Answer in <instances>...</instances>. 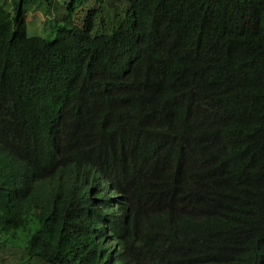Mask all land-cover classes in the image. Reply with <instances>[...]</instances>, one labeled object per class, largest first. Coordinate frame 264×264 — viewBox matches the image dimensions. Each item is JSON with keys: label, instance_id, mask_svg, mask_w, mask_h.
<instances>
[{"label": "trees", "instance_id": "trees-1", "mask_svg": "<svg viewBox=\"0 0 264 264\" xmlns=\"http://www.w3.org/2000/svg\"><path fill=\"white\" fill-rule=\"evenodd\" d=\"M123 1L52 38L0 2L2 243L45 264H264V0Z\"/></svg>", "mask_w": 264, "mask_h": 264}, {"label": "rangeland", "instance_id": "rangeland-1", "mask_svg": "<svg viewBox=\"0 0 264 264\" xmlns=\"http://www.w3.org/2000/svg\"><path fill=\"white\" fill-rule=\"evenodd\" d=\"M16 1L0 0L9 11H13ZM70 2L71 0H24L27 34L29 36L52 38L57 25L64 21L71 20L74 24L82 26L87 12L92 9L98 10L94 15L95 27L101 30V19L103 18L104 26H108V18L113 15V11L114 13H122L125 6L123 0H74V9L71 18H69L68 5ZM102 7L103 9H101ZM5 239V236L0 235V264H45L40 259H29L20 244L22 242L18 241L19 245L3 244L2 242ZM108 246L109 249L113 248V244L110 242ZM108 263H110V260Z\"/></svg>", "mask_w": 264, "mask_h": 264}]
</instances>
